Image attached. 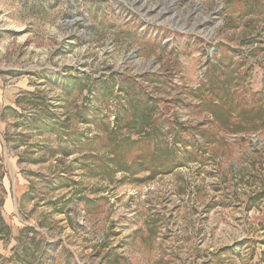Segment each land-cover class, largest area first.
Segmentation results:
<instances>
[{
    "label": "rangeland",
    "instance_id": "obj_1",
    "mask_svg": "<svg viewBox=\"0 0 264 264\" xmlns=\"http://www.w3.org/2000/svg\"><path fill=\"white\" fill-rule=\"evenodd\" d=\"M0 264H264V0H0Z\"/></svg>",
    "mask_w": 264,
    "mask_h": 264
}]
</instances>
